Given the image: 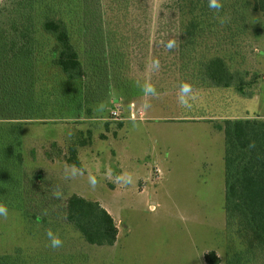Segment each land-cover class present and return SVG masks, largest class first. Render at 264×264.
Here are the masks:
<instances>
[{
  "label": "rangeland",
  "instance_id": "rangeland-1",
  "mask_svg": "<svg viewBox=\"0 0 264 264\" xmlns=\"http://www.w3.org/2000/svg\"><path fill=\"white\" fill-rule=\"evenodd\" d=\"M45 2L54 0H0L3 264H206L210 251L226 264L244 245L225 228L223 124L264 120V14L252 0H220L219 10L205 0L195 12L203 35L182 59L189 16L178 0H78L69 33L84 76L68 80L41 26ZM213 56L258 77L252 98L204 80L202 61ZM182 82L190 108L179 103ZM76 159L81 174L71 176ZM72 194L112 216L113 246L87 244L66 222Z\"/></svg>",
  "mask_w": 264,
  "mask_h": 264
},
{
  "label": "trees",
  "instance_id": "trees-1",
  "mask_svg": "<svg viewBox=\"0 0 264 264\" xmlns=\"http://www.w3.org/2000/svg\"><path fill=\"white\" fill-rule=\"evenodd\" d=\"M63 1L44 3L42 9L46 16L41 26L55 41V65L68 80H75L84 76L69 33V26L79 8L78 0ZM178 4V10L189 16L182 26L178 45V53L184 59L186 53L191 56L203 35L204 21L195 12L205 10L206 3L205 0H178ZM252 10L264 14V0H252ZM202 62V76L208 84L217 88H233L238 96L247 99L254 96L256 75L248 71L233 72L218 56L208 57ZM223 137L225 228L229 236L237 234L244 245L227 259L226 264H264V120L227 119L223 124ZM68 162L81 169L77 159ZM21 212L25 218L30 217L26 209ZM65 220L89 245L113 246L117 240L118 229L114 219L97 201L70 195L65 201ZM3 260L0 258V264ZM204 261L206 264H219L220 258L210 251L204 255Z\"/></svg>",
  "mask_w": 264,
  "mask_h": 264
},
{
  "label": "clouds",
  "instance_id": "clouds-1",
  "mask_svg": "<svg viewBox=\"0 0 264 264\" xmlns=\"http://www.w3.org/2000/svg\"><path fill=\"white\" fill-rule=\"evenodd\" d=\"M209 7L214 8L219 10L222 5L220 3V0H209ZM174 46L173 41H169L167 47L172 48ZM153 67L158 68L159 63L158 61H153ZM143 91L145 92L146 95H156V91L154 87L151 84H144L143 85ZM192 87L189 83H181L180 85V96H179V103L185 107V108H190L191 104L189 103V99L192 98ZM145 107H149V105L146 103ZM66 173L71 175V176H76L81 174L80 170L77 169L75 166H71L70 171L66 170ZM118 179L123 180L124 183H131V176L127 177H119ZM89 183L95 187L96 185V180L95 177L89 176ZM8 215V209L0 204V216L7 217ZM48 240L50 242V246L52 248H58L62 245V240L59 238L57 234H55L51 229H49L46 233Z\"/></svg>",
  "mask_w": 264,
  "mask_h": 264
}]
</instances>
